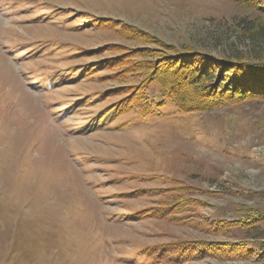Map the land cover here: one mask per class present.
Masks as SVG:
<instances>
[{"label":"rangeland","instance_id":"374dc122","mask_svg":"<svg viewBox=\"0 0 264 264\" xmlns=\"http://www.w3.org/2000/svg\"><path fill=\"white\" fill-rule=\"evenodd\" d=\"M254 1L0 0V264H264V98L123 112L159 63L264 59Z\"/></svg>","mask_w":264,"mask_h":264},{"label":"trees","instance_id":"16d2710c","mask_svg":"<svg viewBox=\"0 0 264 264\" xmlns=\"http://www.w3.org/2000/svg\"><path fill=\"white\" fill-rule=\"evenodd\" d=\"M235 1L249 3V0ZM255 1L264 2V0ZM255 1L252 5L256 6ZM258 7L264 14V6ZM241 26V31L247 36L264 30V24L253 22H245ZM165 61L167 60L162 62ZM166 65L159 63L153 69L151 68L152 70L147 71L133 86L134 89L138 88L137 92L129 91L130 102L123 106L125 109L123 112L129 111L133 107L131 106L133 102H140L143 98L142 90H146L152 83L161 86L162 100L166 99L177 106L185 105L183 103L186 99L187 85L191 87L189 92L193 93L192 99H197L194 106L202 105L205 108L229 100L264 98V59L262 57L222 58L207 53L189 52L179 56L174 66H171V70Z\"/></svg>","mask_w":264,"mask_h":264}]
</instances>
